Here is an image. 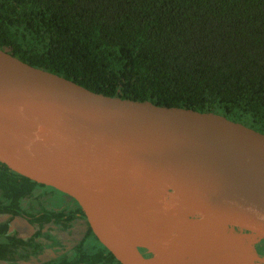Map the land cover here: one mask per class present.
<instances>
[{
	"label": "water",
	"instance_id": "95a60500",
	"mask_svg": "<svg viewBox=\"0 0 264 264\" xmlns=\"http://www.w3.org/2000/svg\"><path fill=\"white\" fill-rule=\"evenodd\" d=\"M0 132L16 144L0 153V163L74 200L96 241L120 264H162L153 247L157 256L167 249L171 264L205 262L186 251V231L172 219L163 229L142 223L128 237L121 210L88 198L71 186L74 179L99 181L183 216L223 247L216 248L217 264H264V201L254 188L264 134L211 112L107 96L5 48Z\"/></svg>",
	"mask_w": 264,
	"mask_h": 264
},
{
	"label": "trees",
	"instance_id": "16d2710c",
	"mask_svg": "<svg viewBox=\"0 0 264 264\" xmlns=\"http://www.w3.org/2000/svg\"><path fill=\"white\" fill-rule=\"evenodd\" d=\"M4 48L107 96L211 112L264 134V0H0ZM36 185L0 163V212L25 214L20 202ZM74 217L43 210L34 221L66 229ZM5 231L0 259L42 247ZM41 264L120 263L88 228L69 253Z\"/></svg>",
	"mask_w": 264,
	"mask_h": 264
},
{
	"label": "bare ground",
	"instance_id": "6f19581e",
	"mask_svg": "<svg viewBox=\"0 0 264 264\" xmlns=\"http://www.w3.org/2000/svg\"><path fill=\"white\" fill-rule=\"evenodd\" d=\"M11 139H12L11 137L6 136L5 134H2L0 132V153L4 154L8 152H13L15 150L16 144L12 142ZM21 167L24 168L26 166L22 164ZM71 186L73 188L80 190L82 193L87 195V197L90 199H96V200H100L106 203L116 205L121 210V213L124 215V218L131 217L133 216V214H135V212L138 211L136 214L142 213L141 216L143 217V219L145 220L148 226L150 225V223H156L160 227V229H163V225L167 223L165 220H163V218L165 217V214L163 213L164 211L163 212L160 211L155 214L149 213L150 211L144 212L143 209L146 210L149 207H152L153 204L146 203L144 202V199L134 196L133 194L128 193V196L130 197V199H127L119 192L121 190L119 189L116 190L115 188L104 185L103 183L99 181H95V180L87 179V178H76L71 182ZM254 188L256 192L259 194L260 198L264 201V165L258 168L256 172V176L254 180ZM157 206L158 205L155 204L153 208H156ZM98 214L100 215L101 218L104 219V221H108L111 219V215L108 216L109 218H107L106 214L102 212H98ZM170 219H172L175 222L176 226L180 225L183 222H186L187 224H192L183 216L181 217L177 216L173 212L171 214ZM129 239L133 241V238H129ZM214 239L215 238L211 236L210 234H208L207 232H204L203 234H198V231H197L196 234L186 237L185 240L183 241H184V245H186L187 247L186 251L190 253V252H193L194 249L198 248L199 246L205 243L210 244L213 248L214 246L215 248L220 247L221 245L216 243ZM221 241L222 240H220L219 242L221 243ZM152 249L157 254V251L155 250V248L153 247ZM166 250L167 249H165V254L163 256L160 254L161 257H159L158 259H154L156 263H158L157 261L161 262L162 264L172 263V257L166 256ZM204 257H206V260H208L209 255L208 257L207 255H204ZM227 261L228 260H226V262ZM208 263H209V260H208ZM215 263L217 264L218 262H215Z\"/></svg>",
	"mask_w": 264,
	"mask_h": 264
},
{
	"label": "flooded vegetation",
	"instance_id": "af4514ba",
	"mask_svg": "<svg viewBox=\"0 0 264 264\" xmlns=\"http://www.w3.org/2000/svg\"><path fill=\"white\" fill-rule=\"evenodd\" d=\"M56 193L64 199L63 204L60 206H55L50 201L51 195H55ZM0 202H1V206L7 205V202L3 201V199H0ZM20 209L23 210L25 214L24 213L22 214L21 212L20 214H9L6 212H0V226L6 224V231L4 233V236L10 235L13 236L15 239H19L22 241H28L30 239H33L35 242H38L42 245L44 241L50 239V237L48 236L47 232L44 229L49 225H55L52 223V220L42 223L41 225H39L37 221H34L35 220L34 218L38 219L41 216L43 210L46 211L47 213L61 212V211L64 214L72 213L75 217L73 218V220L70 222L69 225L80 224L81 227L80 229L84 230V234L82 235L80 240L84 238V236L87 234L88 226L85 217L82 211L80 210V208L78 207L77 203L68 196L60 194L59 192L49 187H45L41 185L33 186L31 195L20 202ZM20 220L25 222V225L29 226L30 232L28 234L18 229L19 225L22 224ZM14 223H16L17 225L16 227ZM9 228H12L11 232H9ZM38 230L41 233V235L36 237L35 233ZM42 247L40 248V250L34 253L29 252V254L24 259H19L18 257H15L16 259L14 261L0 259V264H34L36 260V256H38L39 253H44L42 251L43 250ZM20 251L21 250H18V252ZM140 253L144 257L147 256L145 251H140ZM43 262H39L37 264H41Z\"/></svg>",
	"mask_w": 264,
	"mask_h": 264
},
{
	"label": "rangeland",
	"instance_id": "374dc122",
	"mask_svg": "<svg viewBox=\"0 0 264 264\" xmlns=\"http://www.w3.org/2000/svg\"><path fill=\"white\" fill-rule=\"evenodd\" d=\"M119 192L125 198L130 199L127 192H123V191H119ZM50 201L53 205L60 206L63 204L64 199L56 193L55 195H51ZM154 205L155 204H153L152 207H149L146 210L143 209V211L144 212L150 211L149 213H154V214L157 212H160V211L161 212L164 211L163 213L165 214V217L163 218V220L168 222V219L170 220L172 212L167 210V209H164L160 206L153 208ZM137 212H135V214H133V216L125 218V221H126L125 223H127V224H125V232L124 233H126L125 235H127L128 237L132 236L136 231L140 230L139 229L140 224L146 223L145 220L143 219V217L141 216L142 213L136 214ZM166 213H168V214H166ZM20 222L24 225L20 224L18 229H20L22 232L28 234L30 232L29 226L25 225V222H23L22 220H20ZM14 225H15V227L17 226L16 223H14ZM146 225H147V223H146ZM177 227L178 228H184V230L186 231V236H184L185 238L188 236H192V235L196 234L197 231H200V232H198V234H203L205 232V231L195 227L193 224H187L186 222L181 223ZM46 228L44 230L47 232L50 239L43 242V244H42L43 250L42 251L44 253H39L38 256H36V260H35L34 264H37L39 262H43L46 260L54 259L56 257L63 255V254L69 253L70 250L72 249V247L80 240V238L84 234V230L80 229L81 228L80 224L68 225V228H66V229H62L58 225H49ZM88 241L90 244H94V245L97 244L93 238H89ZM212 248L213 247L211 245L208 246V244L205 243V244L199 246L198 248L194 249V251L190 252V254L196 258H198V257L201 258L202 260H204L205 264H213V263L216 264L215 262H218V261H215L216 248L215 247L213 249ZM217 248H218V250L219 249L221 250V248H223V247L220 246ZM151 251L153 253H155V251L153 249H151ZM204 255H207V257H208V255H209V257L212 256L211 258L208 257L209 263H208V260H206V257H204ZM223 255H225V253H223ZM149 256H151V255L149 254ZM159 257H161V256L160 255L157 256V254L155 253L154 259H158ZM211 261H212V263H211Z\"/></svg>",
	"mask_w": 264,
	"mask_h": 264
}]
</instances>
